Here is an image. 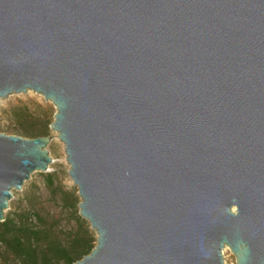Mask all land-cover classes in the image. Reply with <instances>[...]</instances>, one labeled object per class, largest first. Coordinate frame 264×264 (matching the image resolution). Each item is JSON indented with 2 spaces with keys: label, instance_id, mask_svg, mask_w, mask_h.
<instances>
[{
  "label": "water",
  "instance_id": "obj_1",
  "mask_svg": "<svg viewBox=\"0 0 264 264\" xmlns=\"http://www.w3.org/2000/svg\"><path fill=\"white\" fill-rule=\"evenodd\" d=\"M28 92L96 235L74 264H264V0H0V101ZM53 139L0 134V222Z\"/></svg>",
  "mask_w": 264,
  "mask_h": 264
},
{
  "label": "rangeland",
  "instance_id": "obj_2",
  "mask_svg": "<svg viewBox=\"0 0 264 264\" xmlns=\"http://www.w3.org/2000/svg\"><path fill=\"white\" fill-rule=\"evenodd\" d=\"M17 107L29 108L33 114L31 118H36V122L33 124L38 125L40 120L54 121L56 109L51 102L45 101L43 96L33 92L12 95L0 101V134L18 136L12 114V110ZM49 135H52L54 139L48 146L50 157L53 160L49 165L48 172L34 173L30 180L24 184L22 191L14 192L9 209L5 212V219L18 220L20 216H27L31 218L30 221L35 223L34 213L37 211L49 223H58L62 236H68L70 231L78 227L76 217H80L79 204L81 199L77 188L69 177V165L66 160L64 145L50 128ZM49 174L53 177L54 193L48 187L47 176ZM86 223L88 224V222ZM223 256L226 264H236L235 256L230 248L225 247ZM0 264L15 263L1 258Z\"/></svg>",
  "mask_w": 264,
  "mask_h": 264
},
{
  "label": "trees",
  "instance_id": "obj_3",
  "mask_svg": "<svg viewBox=\"0 0 264 264\" xmlns=\"http://www.w3.org/2000/svg\"><path fill=\"white\" fill-rule=\"evenodd\" d=\"M12 114L18 136L34 139L49 135L52 122L40 120L38 125L33 124L36 118H31L33 114L28 107L14 108ZM47 181L54 193L51 174ZM34 217L35 223L27 216L0 222V259L15 264H74L96 246V236L81 217H76L78 227L68 236H62L58 223H49L39 212Z\"/></svg>",
  "mask_w": 264,
  "mask_h": 264
}]
</instances>
